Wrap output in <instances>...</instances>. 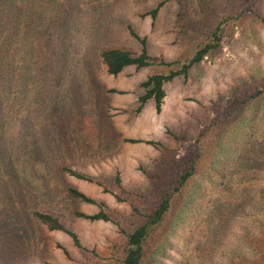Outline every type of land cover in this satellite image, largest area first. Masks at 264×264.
Returning <instances> with one entry per match:
<instances>
[{
    "label": "rangeland",
    "instance_id": "1",
    "mask_svg": "<svg viewBox=\"0 0 264 264\" xmlns=\"http://www.w3.org/2000/svg\"><path fill=\"white\" fill-rule=\"evenodd\" d=\"M12 2L0 23V264H107L119 227L75 217L98 209L67 189L104 202L129 230L133 205L144 212L155 202L149 176L164 154L124 139L159 141L181 161L203 132L211 146L176 196L168 230L148 239L143 264H264V0ZM161 2L153 20L147 13ZM2 3L6 13L11 3ZM219 26V48L164 84L161 111L149 100L136 114L141 83L180 68L160 61L186 63ZM130 31L146 39L155 65L107 74L101 50H142ZM117 173L128 200L115 197ZM37 210L59 217L85 249L48 230Z\"/></svg>",
    "mask_w": 264,
    "mask_h": 264
},
{
    "label": "trees",
    "instance_id": "2",
    "mask_svg": "<svg viewBox=\"0 0 264 264\" xmlns=\"http://www.w3.org/2000/svg\"><path fill=\"white\" fill-rule=\"evenodd\" d=\"M13 0H5V4L11 3L7 6L6 13L2 11V5L4 0H0V21L3 22L5 19H9V8L13 7ZM163 3H159L149 13H147L154 20L159 8ZM182 18V14H181ZM264 23V22H263ZM221 26L212 33L208 42L202 45L196 50L192 58L184 64H180L178 61L166 63L160 61L159 65L172 66L180 65L177 71H171L167 75L156 73L152 74L141 83V87L144 89V93L138 97L137 107L135 113L139 114L144 105L152 100L157 113L161 111L163 99L165 97L164 84L169 82L176 76L186 75L188 69L199 63L205 56L214 53L219 48V32ZM130 34L139 40L143 45L142 50L138 54H133L130 51L118 48L104 49L99 52V57L102 64L106 68V73L112 76H116L121 73L125 68L134 66L136 69L147 68L155 65L156 59L148 55L145 47V38L138 37L133 31ZM4 32L0 30V74L4 69L5 65L2 64V56H4ZM110 92H118L116 90H110ZM264 92V84L257 94ZM120 93V92H119ZM216 126V125H215ZM214 127V125H213ZM207 132L201 133L189 146L190 157L183 158L181 161L175 160L169 155V151L165 145L159 141H144L135 139H124L125 142L130 144L144 143L153 146L159 152L164 154L155 165V171H153L149 178L152 184L151 194L154 196L155 202L147 203L145 211L136 205H133V217L138 220V224H135L133 228L124 230L120 228V223L113 217V213L106 207L102 201H97L93 198L86 196L84 193L78 191L75 188L69 187L67 189L68 194L84 203L95 205L98 211L95 214L87 215L78 211L74 212V216L83 218L88 221H111L119 227L120 233L123 236V240L113 251V256L109 259L107 264H143L144 259L152 253V248L148 243V239L153 236L162 235L169 227L172 220L176 217L179 209L176 206V196L187 185L189 180L198 171V162L203 155L206 153V149L211 146L209 139L206 137ZM178 167L179 172H175ZM67 174L74 178L86 181L88 183H94L98 186H102L99 177L91 176L72 170L70 168H63ZM114 182L116 188L119 190V194H115L117 200H123L120 194L125 196L128 200L133 196L127 191L122 184V180L117 173ZM106 193H111L109 189L103 188ZM176 201V202H175ZM32 216L39 220L41 224L45 225L50 231H59L65 233L73 242V245L78 249H85L79 240L77 233L67 228L63 221L52 214L33 211ZM61 248V246H58ZM63 253L67 256L68 253L65 249L61 248Z\"/></svg>",
    "mask_w": 264,
    "mask_h": 264
}]
</instances>
